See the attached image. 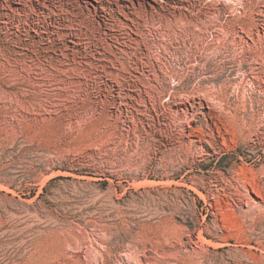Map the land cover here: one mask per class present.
<instances>
[{
  "label": "rangeland",
  "instance_id": "374dc122",
  "mask_svg": "<svg viewBox=\"0 0 264 264\" xmlns=\"http://www.w3.org/2000/svg\"><path fill=\"white\" fill-rule=\"evenodd\" d=\"M0 264H264V0H0Z\"/></svg>",
  "mask_w": 264,
  "mask_h": 264
}]
</instances>
